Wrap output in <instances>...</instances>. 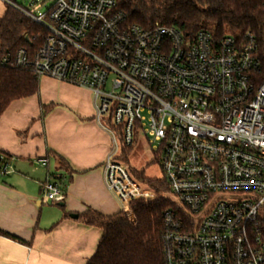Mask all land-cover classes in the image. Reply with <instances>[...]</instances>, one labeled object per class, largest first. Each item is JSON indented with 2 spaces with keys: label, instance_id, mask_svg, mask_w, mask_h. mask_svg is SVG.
<instances>
[{
  "label": "built area",
  "instance_id": "built-area-1",
  "mask_svg": "<svg viewBox=\"0 0 264 264\" xmlns=\"http://www.w3.org/2000/svg\"><path fill=\"white\" fill-rule=\"evenodd\" d=\"M7 3L42 34L0 49V66L91 92L110 139L105 189L127 206L155 197L120 160L138 133L160 161L171 205L163 264H264V79L253 37L128 25L117 0H56L40 16ZM41 195L65 198L50 176Z\"/></svg>",
  "mask_w": 264,
  "mask_h": 264
},
{
  "label": "crops",
  "instance_id": "crops-1",
  "mask_svg": "<svg viewBox=\"0 0 264 264\" xmlns=\"http://www.w3.org/2000/svg\"><path fill=\"white\" fill-rule=\"evenodd\" d=\"M38 83L36 95L11 102L0 116V156L7 158L0 172V230L25 243L0 238V264H86L101 232L78 216L127 208L103 183L110 139L93 119L90 91L49 78ZM42 158L45 167L35 163ZM47 176L64 184L63 202L42 197Z\"/></svg>",
  "mask_w": 264,
  "mask_h": 264
},
{
  "label": "trees",
  "instance_id": "trees-1",
  "mask_svg": "<svg viewBox=\"0 0 264 264\" xmlns=\"http://www.w3.org/2000/svg\"><path fill=\"white\" fill-rule=\"evenodd\" d=\"M116 8L125 16L126 24L143 29H153L156 25L173 27L190 35L204 30L217 38L231 36L237 40L251 35L261 63L259 76L264 79L263 0H117ZM38 34H42L40 27L11 7L0 18L2 51L12 53L28 48L25 38ZM38 84L29 71L0 66V116L11 102L36 95ZM46 113L47 108L43 107L42 116ZM129 149H122L121 155ZM6 161V157L0 156V171ZM129 171L155 197L132 200L126 210L112 216L90 210L79 215L84 225L101 232L96 251L86 264H163L162 215L171 207L163 198L167 187L162 180L147 179L143 172H133L130 168ZM59 183L63 187L60 180ZM0 238L25 244L1 230Z\"/></svg>",
  "mask_w": 264,
  "mask_h": 264
},
{
  "label": "rangeland",
  "instance_id": "rangeland-1",
  "mask_svg": "<svg viewBox=\"0 0 264 264\" xmlns=\"http://www.w3.org/2000/svg\"><path fill=\"white\" fill-rule=\"evenodd\" d=\"M55 1L56 0H0V18L5 15L10 7L7 2L20 6L33 16H40L46 13L53 6ZM120 160L127 163V167L132 169L133 172H143L147 179H162L160 161L149 150L148 144L142 134L138 133L135 136L132 148L125 151L121 155ZM141 189L146 190L147 188L141 186ZM163 198L168 200L169 196L165 194Z\"/></svg>",
  "mask_w": 264,
  "mask_h": 264
},
{
  "label": "water",
  "instance_id": "water-1",
  "mask_svg": "<svg viewBox=\"0 0 264 264\" xmlns=\"http://www.w3.org/2000/svg\"><path fill=\"white\" fill-rule=\"evenodd\" d=\"M25 41L27 42V38H25ZM70 217L73 218V219H76L77 218L76 215H71Z\"/></svg>",
  "mask_w": 264,
  "mask_h": 264
}]
</instances>
